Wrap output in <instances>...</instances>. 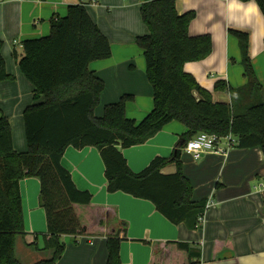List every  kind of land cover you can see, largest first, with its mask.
Returning a JSON list of instances; mask_svg holds the SVG:
<instances>
[{
    "label": "trees",
    "instance_id": "obj_1",
    "mask_svg": "<svg viewBox=\"0 0 264 264\" xmlns=\"http://www.w3.org/2000/svg\"><path fill=\"white\" fill-rule=\"evenodd\" d=\"M254 1L264 18V0ZM175 0H142L140 18L147 34L135 39L142 50L145 76L152 90V109L139 121L125 116L131 96L106 105L100 118L93 110L99 104L103 83L87 70L90 62L110 57V45L90 20L82 3L69 6L63 18H52L45 37L22 42L17 66L34 87L40 104L23 112L27 150L17 153L12 146L8 120L0 112V264H22L14 255L17 236L24 234L18 184L24 178L39 181L38 205L44 210L46 231L43 249L48 258L34 264H55L64 245L60 236L105 237V264H120V233L125 225L105 232L106 214L91 208V196L77 190L60 160L67 147L95 148L104 165L106 191L121 192L149 201L170 223L198 226L205 200L190 201L191 187L180 170L181 148L198 133L230 135L239 149L258 147L264 158V92L248 57L247 35L230 30L239 44L240 65L246 85L231 89L217 81L214 89L230 95V103L212 102L210 94L182 71L186 62L204 59L210 53L208 35L190 37L188 23L193 14L178 15ZM264 45V39H263ZM1 46V45H0ZM12 80L0 55V82ZM199 96L196 99L193 92ZM182 124L186 131L168 158L154 157L138 173L129 170L122 149L145 143L168 123ZM175 164L173 174L161 170ZM123 238V237H122ZM191 264L199 249L182 242H165L154 250L149 264Z\"/></svg>",
    "mask_w": 264,
    "mask_h": 264
},
{
    "label": "crops",
    "instance_id": "obj_2",
    "mask_svg": "<svg viewBox=\"0 0 264 264\" xmlns=\"http://www.w3.org/2000/svg\"><path fill=\"white\" fill-rule=\"evenodd\" d=\"M85 0H0V55L12 80L0 82V112L8 120L15 152L27 150L23 112L44 101L34 99V87L21 74L17 61L22 42L45 37L52 18H63L67 8ZM142 0H97L84 5L86 12L110 45V57L92 61L87 70L103 83L99 104L93 115L100 118L106 105L129 95L125 116L141 121L152 109V90L145 76L142 50L135 39L147 34L140 18ZM178 15L193 14L188 23L190 37L208 35L210 53L204 59L186 62L182 71L210 94L212 102L230 103L229 93L214 89L223 81L231 89L246 85L240 65L239 44L230 30L247 35L248 57L255 77L264 92V18L254 1L175 0ZM193 96L198 99L194 91ZM264 102V97H263ZM186 128L175 121L165 125L141 145L121 150L129 170L138 173L154 157L168 158ZM222 145H224L222 143ZM180 170L191 187L190 201H211L197 228L174 225L146 200L121 192L108 193L104 165L93 147L77 150L67 147L60 160L74 187L87 191L91 208L106 214L105 232L125 228L119 234L120 264H149L151 253L165 242H182L199 249L191 264H264V158L258 147L239 149L234 145L222 153H205L197 160L181 148ZM169 164L162 174H173ZM22 228L17 236L14 255L22 264H34L48 258L43 249L46 231L44 210L38 205L39 181L24 178L18 184ZM123 237V238H122ZM64 249L55 264H105V237L60 236ZM163 264L168 255L163 251Z\"/></svg>",
    "mask_w": 264,
    "mask_h": 264
},
{
    "label": "built area",
    "instance_id": "obj_3",
    "mask_svg": "<svg viewBox=\"0 0 264 264\" xmlns=\"http://www.w3.org/2000/svg\"><path fill=\"white\" fill-rule=\"evenodd\" d=\"M85 3L80 1L83 5H95L97 0H85ZM235 139L230 135L219 138L216 135H209L205 133H198L192 139L187 141L183 146L182 150L187 154H190L194 160H197L205 153H222L229 147L234 145ZM222 143L224 145H222ZM211 205V201L206 202L205 209ZM205 211V210H204ZM204 214V213H203ZM202 214V215H203ZM202 216L198 217V225L201 221Z\"/></svg>",
    "mask_w": 264,
    "mask_h": 264
}]
</instances>
